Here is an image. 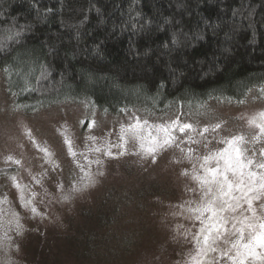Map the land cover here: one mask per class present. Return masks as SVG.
I'll use <instances>...</instances> for the list:
<instances>
[{"label": "rangeland", "instance_id": "rangeland-1", "mask_svg": "<svg viewBox=\"0 0 264 264\" xmlns=\"http://www.w3.org/2000/svg\"><path fill=\"white\" fill-rule=\"evenodd\" d=\"M17 81L9 72H0V201L7 199L0 203V264H185L196 241L186 240L182 233H196L200 228L180 207L194 199L187 191L195 187L194 182L180 175L191 172L192 164L187 160L176 163L182 156L177 148L157 153L156 163L134 154L138 146L132 143L120 148L117 133L133 114L149 124L177 116L198 127L222 122L218 133L206 134L212 140L210 148L224 147L216 143L222 137L242 134L248 141L244 145L247 156L256 153L255 159H261L264 136L253 140L259 129L249 120L256 117L258 122V114L264 111V86L250 90L242 103L213 100L199 107L181 105L155 112L158 102L145 99L135 105L139 108L113 115L82 100L24 102L18 94L8 93ZM82 121H94L95 126L89 129ZM192 135L201 144L181 147L195 148L197 156L206 155L203 138ZM65 137L73 142L75 157L69 155ZM37 145L52 154L50 162ZM109 145H117L111 147L112 157L103 154ZM97 147L102 151L91 150ZM121 151L125 154L119 155ZM8 156L20 164L7 161ZM53 162L58 167L53 168ZM77 164L94 176L95 183L73 193V185L82 187L84 176ZM10 177L26 186V196L36 194L33 203L39 214L20 206ZM58 184L63 188L58 189ZM66 195L67 200L63 199ZM13 212L18 213L19 234Z\"/></svg>", "mask_w": 264, "mask_h": 264}, {"label": "trees", "instance_id": "trees-1", "mask_svg": "<svg viewBox=\"0 0 264 264\" xmlns=\"http://www.w3.org/2000/svg\"><path fill=\"white\" fill-rule=\"evenodd\" d=\"M0 72L24 102L113 115L242 101L264 86V0H0Z\"/></svg>", "mask_w": 264, "mask_h": 264}, {"label": "snow or ice", "instance_id": "snow-or-ice-1", "mask_svg": "<svg viewBox=\"0 0 264 264\" xmlns=\"http://www.w3.org/2000/svg\"><path fill=\"white\" fill-rule=\"evenodd\" d=\"M81 123L87 124L89 129L95 126L94 121ZM249 124L259 129V133L253 136V140L258 141L260 136H264V111L258 114V122L254 117L249 120ZM222 128V122L198 127L181 121L178 116L160 124H149L147 119L133 114L129 123L120 126L117 133L120 142L118 146L125 148V145L132 143L138 146V151L134 154L140 155L142 159L151 158L152 163L157 162V153L177 148L182 156L176 163L187 160L192 164L191 172L181 171L180 175L190 177L194 182L195 187L187 188L194 199L186 201L180 207L187 213V219L199 222L200 228L196 233L191 230L182 233L186 240L191 237L196 241L185 264H222L223 261L229 264H246L249 260H259L264 264V147L259 151V161L255 159L256 153L251 158L247 156L248 149L244 145L248 141L242 134L222 137L216 143L224 147L210 148L212 140L206 134L218 133ZM177 132L181 135L178 136ZM193 133L203 138L202 147L207 151L206 155L197 156L195 148L181 147L182 144H201V140L195 139ZM88 139L95 140V137ZM64 143L69 155L75 157L77 154L73 149V142L65 137ZM116 146L109 145L103 154L112 157L111 147ZM37 147L45 153L46 162H50L52 154L47 149ZM91 150L102 151L99 147ZM124 154V151L119 153ZM6 160L20 164L19 160L11 156ZM96 163L99 164L100 161L97 160ZM55 167L58 165L53 162V168ZM77 167L84 172L82 165L77 164ZM10 179L17 189L20 206L29 209L33 215L39 214L33 203L36 194L26 196V186L20 185L15 177ZM81 182L82 187L73 185V193L94 184L95 178L84 172ZM35 183L39 184L41 181L35 180ZM57 188L62 189L63 185L58 184ZM69 198L67 195L63 197L65 200ZM0 203H7V199ZM12 217L19 234L21 225L18 213L13 212ZM12 223L13 220H10L9 224ZM210 253H216L217 256L211 257Z\"/></svg>", "mask_w": 264, "mask_h": 264}]
</instances>
